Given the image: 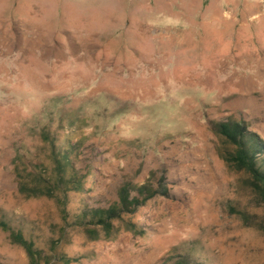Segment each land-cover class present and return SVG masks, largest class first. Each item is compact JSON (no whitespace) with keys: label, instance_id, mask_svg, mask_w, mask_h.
Masks as SVG:
<instances>
[{"label":"rangeland","instance_id":"1","mask_svg":"<svg viewBox=\"0 0 264 264\" xmlns=\"http://www.w3.org/2000/svg\"><path fill=\"white\" fill-rule=\"evenodd\" d=\"M227 118L264 143V0H0V221L39 264H264V199L225 159ZM45 132L74 148L69 223L35 189L54 180ZM125 183L161 193L108 232L70 221ZM0 264H31L1 227Z\"/></svg>","mask_w":264,"mask_h":264},{"label":"trees","instance_id":"2","mask_svg":"<svg viewBox=\"0 0 264 264\" xmlns=\"http://www.w3.org/2000/svg\"><path fill=\"white\" fill-rule=\"evenodd\" d=\"M214 130L225 142L234 148L233 152L225 156L226 161L229 164L235 163L240 170H245L250 174L253 178L254 188L259 191L264 199V143L261 142L255 133L248 131L242 122L233 118L217 122L214 125ZM43 137L52 148L51 157L55 163L53 169L54 180L42 176L46 172L40 171L39 178L42 177L48 184L41 185L35 189H41L45 197L55 200L61 208L63 220L65 223H69V216L65 210L68 202L64 198H66L69 191L81 192L80 190H83L82 180L76 176L73 170L71 156L74 148L73 145L69 144L70 140H63L64 146L57 144L56 140L51 137L50 132L43 133ZM58 188L63 192L64 197H62V193ZM25 189V186L21 184L20 191L25 193ZM55 191L59 192L61 196ZM159 193H161V190L154 189L150 184L134 186L131 183H125L119 190L116 203L108 207L89 208L82 201L79 203L81 206L80 211L75 213L70 221L85 228L93 227L94 229L108 232L113 227L115 220L123 221L126 215L136 213L140 207L144 206ZM0 227L4 231L9 232V238L13 243L20 245L25 250L31 260V264H39L42 250L36 248L34 239L26 238L22 230L12 228L4 221H0ZM125 227L128 230H137L136 224L129 220L126 222ZM175 264L203 263H195L181 258Z\"/></svg>","mask_w":264,"mask_h":264}]
</instances>
